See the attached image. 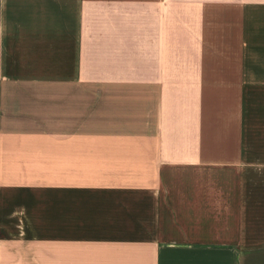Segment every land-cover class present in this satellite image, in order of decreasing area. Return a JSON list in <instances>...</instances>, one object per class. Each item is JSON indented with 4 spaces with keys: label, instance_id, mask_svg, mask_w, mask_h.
<instances>
[{
    "label": "crops",
    "instance_id": "crops-1",
    "mask_svg": "<svg viewBox=\"0 0 264 264\" xmlns=\"http://www.w3.org/2000/svg\"><path fill=\"white\" fill-rule=\"evenodd\" d=\"M0 264H264V0H0Z\"/></svg>",
    "mask_w": 264,
    "mask_h": 264
}]
</instances>
